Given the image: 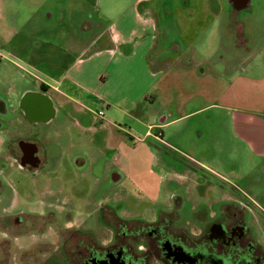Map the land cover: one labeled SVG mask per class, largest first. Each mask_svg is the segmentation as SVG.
Segmentation results:
<instances>
[{
	"label": "rangeland",
	"instance_id": "obj_1",
	"mask_svg": "<svg viewBox=\"0 0 264 264\" xmlns=\"http://www.w3.org/2000/svg\"><path fill=\"white\" fill-rule=\"evenodd\" d=\"M133 1L0 0V100L9 111L0 114V130L20 120L18 100L23 91L36 88L40 79L55 85L50 43L64 47L72 42L84 48L97 39L99 25L117 18ZM233 1L149 3L163 19L152 59L162 66L172 64L175 56L179 62L148 93L149 99L133 108L132 115L140 122L119 116L108 123L100 115L107 113L105 101L74 87L68 92L77 99L76 111L71 119L61 113L63 133L58 141L52 139L54 125H19L49 153L61 157H52L39 175L21 170L8 151L16 141L3 133L7 141L0 149V183L16 182L22 197L46 198L44 206L57 215V228L73 219L84 224V230L104 236L108 229L100 219L102 209H111L125 220L152 221L161 210L176 207L179 222L193 226L200 212L219 211L225 192L241 195L243 183L230 171L264 173V158L257 157L264 156V130L240 125L241 118L264 119V0H249L240 12L232 11ZM193 4L225 9L207 28L164 29V21L175 23L174 14L165 19L166 8L177 14L179 7ZM62 90H67L66 84ZM81 116L100 118L91 130L83 131L73 122ZM165 116L168 122L180 119L163 136L160 124ZM84 124L81 118V126L90 127ZM258 211L263 224L257 236L263 242L264 213Z\"/></svg>",
	"mask_w": 264,
	"mask_h": 264
},
{
	"label": "flooded vegetation",
	"instance_id": "obj_2",
	"mask_svg": "<svg viewBox=\"0 0 264 264\" xmlns=\"http://www.w3.org/2000/svg\"><path fill=\"white\" fill-rule=\"evenodd\" d=\"M245 2L236 0L235 6ZM47 114V107L30 113L33 118ZM42 145L27 137L8 151L26 163L21 170L39 175L49 154ZM16 186L0 183V264H264V243L247 202L224 203L212 215L199 213L193 226L179 222L176 207L161 210L152 221L125 220L106 208L100 215L108 229L104 236L84 230L73 219L57 228V215L44 206L46 198L22 197Z\"/></svg>",
	"mask_w": 264,
	"mask_h": 264
},
{
	"label": "crops",
	"instance_id": "obj_3",
	"mask_svg": "<svg viewBox=\"0 0 264 264\" xmlns=\"http://www.w3.org/2000/svg\"><path fill=\"white\" fill-rule=\"evenodd\" d=\"M153 1L134 0L132 6L125 10L122 9L123 11L120 12L117 18L99 25L102 28L97 39L86 44L84 48L82 46L80 48L75 47L72 42L70 45L65 43L64 47H60L57 43H50L48 58L51 63L50 70L53 73L52 79L55 81V85L47 80L40 79L37 87L34 85L36 88H30L21 93L18 106L22 118L20 117L18 123H15V120L10 121L7 129L0 130V149L3 148L7 141L6 138L4 139L3 133L11 135L14 141L33 135L30 134V130L26 132L20 130L19 125L22 122L37 127L40 125H54L55 129L51 132L52 139L58 141V138L62 137L63 133L62 129L59 130L63 119L60 117L61 113L71 119L76 111L73 103L77 99L68 92L73 91L74 87L80 88L82 94L105 101L108 110L104 117L109 121L108 123L118 121L119 116H127L131 120L130 122H140L138 118L132 115L133 108L137 107L139 102L149 99L148 93L159 84L168 71H174V67L177 65L175 62H179V57L175 56L170 60L173 62L172 64L167 63L169 59H166L163 62L167 64L162 66L160 62L155 64L152 59V55H154V51L158 47L159 36L163 31L160 26L161 19L156 16L153 7L148 5ZM207 1L210 2L212 0ZM245 1L243 6L240 7L235 6L236 0H234L231 4L232 11L240 12L247 8L249 0ZM186 5H189V1ZM186 5L179 7L177 14L176 10L173 12L171 9L166 8L167 11H164V14L167 13L165 19L169 20L168 16L174 14L175 23L164 21V29L169 30L170 27L175 29V26L179 28L185 25L199 29L207 28L208 25L217 23L225 9L221 7L212 9L211 6L201 7L196 4L188 8ZM179 51H181V48H179ZM74 52L78 54L77 58L74 57L76 55ZM164 67L169 68L164 69ZM65 84L67 90L63 91L62 87ZM158 96L159 92L156 93V97ZM44 107L48 108V114L45 118L31 117V111ZM3 108L8 114L9 111L5 103ZM14 116L13 118L15 119L17 114L14 113ZM81 118L86 123L84 125H90V127L83 128L81 126ZM81 118L74 119L73 122L76 127H80V129L85 131L91 130V126L100 117L95 116L93 120H89V118L84 116H81ZM178 120L168 122V116L164 117L163 122L160 124L163 136H165L164 131H166V128H169ZM90 122L92 123L90 124ZM240 125L243 127H258L264 130V119L251 122L249 119L241 118ZM128 133L132 136L130 132ZM52 139L49 142L53 143ZM56 144L58 145L59 143L55 142ZM53 154L56 155V153ZM55 155L49 153L45 157L44 164H49L52 157L56 160L61 157V155ZM10 156L15 161H18L12 154ZM258 156L264 158L262 154ZM21 164L19 163L20 166H23V163ZM45 165L43 166L45 167ZM230 175L241 181L243 187L240 188L241 195L235 194L234 191L231 194L225 192L223 204L249 203L253 209L250 214V220L253 221L257 230L258 228L260 229L263 223L258 210L264 213V208H262L264 205L262 202L264 201V173L260 174L249 170L245 175H239L237 171L232 170ZM117 180H121L120 176H118Z\"/></svg>",
	"mask_w": 264,
	"mask_h": 264
},
{
	"label": "built area",
	"instance_id": "obj_4",
	"mask_svg": "<svg viewBox=\"0 0 264 264\" xmlns=\"http://www.w3.org/2000/svg\"><path fill=\"white\" fill-rule=\"evenodd\" d=\"M100 115H101L102 117H104V114H103L102 112H100Z\"/></svg>",
	"mask_w": 264,
	"mask_h": 264
},
{
	"label": "water",
	"instance_id": "obj_5",
	"mask_svg": "<svg viewBox=\"0 0 264 264\" xmlns=\"http://www.w3.org/2000/svg\"><path fill=\"white\" fill-rule=\"evenodd\" d=\"M26 163H23V166L25 165Z\"/></svg>",
	"mask_w": 264,
	"mask_h": 264
}]
</instances>
